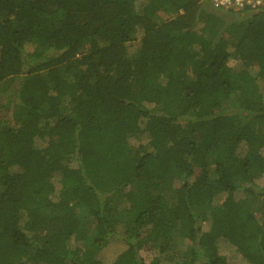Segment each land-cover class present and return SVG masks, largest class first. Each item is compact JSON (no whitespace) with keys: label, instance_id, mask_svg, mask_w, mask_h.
I'll list each match as a JSON object with an SVG mask.
<instances>
[{"label":"trees","instance_id":"16d2710c","mask_svg":"<svg viewBox=\"0 0 264 264\" xmlns=\"http://www.w3.org/2000/svg\"><path fill=\"white\" fill-rule=\"evenodd\" d=\"M235 9L0 0V264H264V6Z\"/></svg>","mask_w":264,"mask_h":264},{"label":"built area","instance_id":"2783aa9c","mask_svg":"<svg viewBox=\"0 0 264 264\" xmlns=\"http://www.w3.org/2000/svg\"><path fill=\"white\" fill-rule=\"evenodd\" d=\"M216 4L223 5L225 7H234L236 9H242L249 7L250 9L264 6V0H213Z\"/></svg>","mask_w":264,"mask_h":264},{"label":"rangeland","instance_id":"374dc122","mask_svg":"<svg viewBox=\"0 0 264 264\" xmlns=\"http://www.w3.org/2000/svg\"><path fill=\"white\" fill-rule=\"evenodd\" d=\"M235 10H238V9H235ZM234 10V11H235ZM248 14L249 13H247V14H242V15H240V18H245V17H247L248 16ZM238 16V13H233V14H231L230 15V17H229V19H231V18H235L236 16ZM0 103H1V100H0ZM228 107H230V105H229V102L227 101L225 104H224V106H223V108H225V109H227ZM229 110L231 111L232 109H231V107L229 108ZM177 185H178V182L175 184V187H177ZM174 187V188H175ZM261 215V214H260ZM186 249V241L185 242H183V243H180L179 245H178V252H179V255L180 256H182V255H184V250Z\"/></svg>","mask_w":264,"mask_h":264}]
</instances>
